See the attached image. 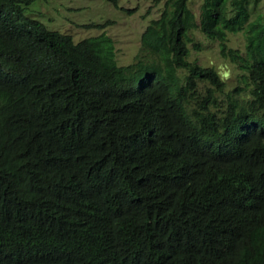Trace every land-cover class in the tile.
I'll use <instances>...</instances> for the list:
<instances>
[{
  "label": "trees",
  "instance_id": "obj_1",
  "mask_svg": "<svg viewBox=\"0 0 264 264\" xmlns=\"http://www.w3.org/2000/svg\"><path fill=\"white\" fill-rule=\"evenodd\" d=\"M190 1L119 65L106 33L0 0V264H264L261 0ZM196 30L237 84L191 59Z\"/></svg>",
  "mask_w": 264,
  "mask_h": 264
},
{
  "label": "rangeland",
  "instance_id": "obj_2",
  "mask_svg": "<svg viewBox=\"0 0 264 264\" xmlns=\"http://www.w3.org/2000/svg\"><path fill=\"white\" fill-rule=\"evenodd\" d=\"M165 0H32L26 4L27 15L40 20L49 29L70 34L74 41L106 33L114 40L116 61L126 65L134 60L140 50L141 34L152 19L160 16ZM203 0H191L190 6L199 19ZM264 11V0L255 5ZM254 11V10H253ZM229 45L244 50L243 32L229 34ZM199 44V45H195ZM191 46V59L206 66L216 67L237 84V66L220 54V42L195 31Z\"/></svg>",
  "mask_w": 264,
  "mask_h": 264
}]
</instances>
